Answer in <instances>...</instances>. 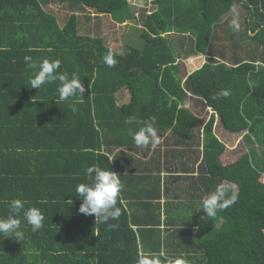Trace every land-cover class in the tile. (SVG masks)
<instances>
[{"label":"trees","instance_id":"trees-1","mask_svg":"<svg viewBox=\"0 0 264 264\" xmlns=\"http://www.w3.org/2000/svg\"><path fill=\"white\" fill-rule=\"evenodd\" d=\"M148 3L155 6L154 11L137 13L132 12L129 0H0V217L9 214L10 194L13 199L23 201L26 209L30 207L25 203L28 200L31 205H39L45 216L44 227L35 233L25 221L22 238L0 235V264H89L93 260L91 252L82 254L80 247L69 250L47 245L58 234L53 226L57 218L68 214L71 194L88 178L64 168L60 169L66 172L58 175L59 170L43 162L65 161L58 154V146L52 145V138L66 128L65 118L69 114H78L67 113L69 101L55 102L58 81L40 90L30 89L31 70L25 57L36 64L44 59L59 60L61 73L69 76L79 73L86 89L81 101L84 103L97 99L94 94L99 92L98 84L108 79L116 82L121 76L132 94V102L124 109L144 122L155 116L154 126L165 130L191 131L195 122H201L183 104L190 96L212 109L214 114L204 128L206 163L209 170L215 168L212 164L218 166V172L213 169V173L221 181L231 182L227 195L235 191L237 200L208 221L210 227L217 223L220 227L204 246L203 264H264V183L261 181L264 158H259L252 148L226 163L223 158L226 145L213 134L218 115L222 128L236 134L247 131L244 141L248 145L258 143L264 152V0H150ZM237 6L245 9L246 17L224 19ZM85 11L110 17L118 24L141 20L144 46L132 47L129 53L120 55L101 36H85L80 30L86 23L85 17L79 15ZM233 19L238 21L239 30L231 26ZM97 28L90 31L97 34ZM217 28L219 33L215 32ZM185 39H189L188 47ZM231 45L242 50L233 55L232 61ZM109 49L118 61L113 68L102 62ZM184 53L188 58L196 54L208 58L201 69L182 82L180 60ZM224 90L230 93L227 97L219 95ZM214 96L217 98L213 99ZM249 101L253 109H245ZM58 178L64 182L60 183ZM10 181L16 184V189L20 187L18 196L9 185L5 191ZM76 201L82 202L79 198ZM118 207L122 208L119 202ZM92 221L94 228L102 229L105 225L111 234L107 224L95 222L94 216ZM118 224L115 229L123 227L133 233L128 218L125 225ZM93 237L96 241L101 239L100 235ZM118 241L124 245L113 248L114 252L93 247L96 264H100L104 254L110 263L121 264L113 255L127 248L133 250L130 253L136 260L135 236L129 241L122 234ZM60 249L67 252L62 259L53 255ZM160 260L161 264H171Z\"/></svg>","mask_w":264,"mask_h":264},{"label":"crops","instance_id":"crops-1","mask_svg":"<svg viewBox=\"0 0 264 264\" xmlns=\"http://www.w3.org/2000/svg\"><path fill=\"white\" fill-rule=\"evenodd\" d=\"M132 12H134L133 8ZM81 14L85 17L86 23L80 30L85 36L92 38L101 36L115 52L120 55L127 54L119 50L120 46L116 50L114 38L117 39L121 33L115 34L114 29L116 27L126 29L125 27L131 24L130 27L137 28V21L118 24L114 23L110 17L98 16L90 11L79 15ZM97 26L98 35L90 31ZM128 31L125 30V34ZM108 33H111L112 41L107 36ZM207 58L200 54L189 58L183 56L180 61L182 82L186 81L188 75L201 69ZM108 80L96 87L99 89V92L94 94L96 100L91 98L89 103H79L75 112L71 107L67 109V113L78 115L69 114L65 118L68 122L66 128L52 138V145L58 146V154L63 155L65 161L59 159L43 162L51 169L59 170L56 173L58 175L65 173L64 169L85 174V169L93 165L119 174L124 188L121 193L122 203H120L122 214L118 223L125 225V219L128 218L133 233L123 230V227L111 229V234L105 225H102V229L94 228L93 216L79 212L80 206L76 204L82 202L76 201L78 197L73 192L71 194L73 197L69 199L68 214L63 213L57 218V224H52L56 226L58 234L54 235L47 245L69 250L80 247L83 249L82 254L91 252L93 260L89 264H96L97 253H93V247L114 252L113 248L124 245V243L118 244V236L123 234L129 241H133L135 236L136 259L139 254L155 253L171 264H176L177 261L182 264H203L206 260L204 246L220 224L217 223L214 227L208 225V221L212 218L206 217L201 210V198L215 192L218 186L223 187L227 193L231 191V182L221 181L218 175L213 173V169L216 173L218 172V166L212 164L215 168L209 170L205 159L204 128L214 112L212 109L205 108L201 100L188 96V102L185 101L183 104L195 117L201 119V122H195L191 131H175L172 128L165 130L154 126L160 137V143L155 146L150 144L148 147H138L132 136L144 126V121L124 109L132 102V94L121 76L116 82ZM249 107L253 109L252 101L245 103V109ZM71 119H76V124L74 121L70 122ZM203 119H206L204 123H202ZM80 120L81 125H78ZM213 134L226 145L223 155L226 163L231 162V151L227 148L231 135H241L244 146L247 144L244 137L248 132L236 134L225 130L219 124L218 115L215 118ZM252 148L260 150L258 143L252 145L250 150ZM58 181L64 182L60 178ZM58 181L56 183L60 185ZM88 181L84 183H89ZM7 185L17 196L19 195L20 187L16 189V184L12 185L10 181L5 185V191ZM12 200L14 199L10 194L9 201ZM25 203L40 209L39 205H31L32 202L29 200ZM24 208L26 209L25 206ZM73 209L74 213H72ZM93 235L97 238L100 235L101 239L96 241ZM115 252L113 257L117 258L121 264H136L135 255L130 253L133 252L130 248ZM66 254L67 252L60 249L59 253L53 255L62 259ZM99 263L112 264L105 254L100 257Z\"/></svg>","mask_w":264,"mask_h":264},{"label":"clouds","instance_id":"clouds-1","mask_svg":"<svg viewBox=\"0 0 264 264\" xmlns=\"http://www.w3.org/2000/svg\"><path fill=\"white\" fill-rule=\"evenodd\" d=\"M232 12L236 13V8H232ZM235 30H239V23L236 19L232 20L231 25ZM30 57H25V63L31 70L28 79L30 89H41L46 84H53L57 81V98L54 99L57 104L61 101H69L73 112L77 110V105L84 98L85 86L81 80L79 73L73 72L69 76L67 73L59 71L61 62L59 60L50 61L44 59L39 64L30 62ZM102 62L109 68H113L117 64L111 49L103 56ZM230 93L227 90L219 93L220 96L227 97ZM217 97H213L216 99ZM157 118L152 116L144 122V126L132 136L133 141L138 147H148L150 144L155 146L160 143L157 129L154 125ZM85 175L90 181L89 183H80L75 189V193L81 201L79 212L87 216H94L95 222L107 224L110 229L119 227V224H111L109 221H118L121 216V208L118 202L122 203L121 193L124 184L120 179V175L112 170L102 169L98 166H91L85 169ZM264 175V174H263ZM237 195L235 191L230 196L227 195L223 187L217 188L213 193L201 198V210L206 217L215 218L217 214L223 211L229 205L235 203ZM23 211V217L20 214ZM31 226L33 233L44 227L45 216L43 212L36 207L24 209V202L14 199L9 204V214L7 217H0V235L4 238L13 237L15 239L22 238V223L25 222ZM136 264H161V260L155 253L139 254ZM176 264H182L177 261Z\"/></svg>","mask_w":264,"mask_h":264},{"label":"rangeland","instance_id":"rangeland-1","mask_svg":"<svg viewBox=\"0 0 264 264\" xmlns=\"http://www.w3.org/2000/svg\"><path fill=\"white\" fill-rule=\"evenodd\" d=\"M148 2H150V0H129V4L131 5V7L133 8L134 12H140V11H154L155 10V6L152 4H149ZM246 11L244 8H242L241 6H237L236 7V13L234 14L233 12H230L228 15H226L224 17V19H231V16L234 17H238V18H245L246 17ZM141 23L138 22L137 24V28L135 27H130L131 25L125 27L126 29H123L124 27H116L115 30V34H120V36H118L117 39L114 38V40H116V45L115 48L116 50L119 47V50H122L126 53H128L132 47H136V48H140L144 45V40L141 37V32H142V28L139 27ZM130 28L132 30H130ZM125 30H129L127 34H125ZM216 33H219L220 30L217 28L215 29ZM111 33H108L107 36L110 37ZM110 40H113V37H110ZM178 42V41H177ZM180 42V41H179ZM185 43H187V47L189 46V39H185L184 41ZM241 45V44H239ZM224 47L226 49V46H221V48ZM241 49H236L233 48L231 45V52H229V55L231 56V61L233 59V55L235 53H241ZM222 53L226 55L225 50H222ZM183 56H185V53L183 54ZM181 61V60H180ZM130 79V78H127ZM264 137V135H262ZM246 146H244L243 144V140H242V136L241 135H231V141L228 144V149L229 151H231V160H235L236 158L241 157L242 155H244L251 147V145L245 144ZM254 153L255 151L257 152V154L264 158V152L262 150H258V149H254L253 150ZM261 181L264 183V175H262ZM235 188V187H234Z\"/></svg>","mask_w":264,"mask_h":264}]
</instances>
